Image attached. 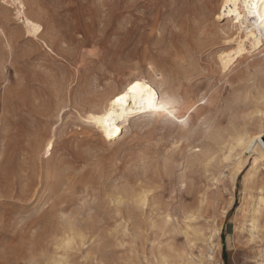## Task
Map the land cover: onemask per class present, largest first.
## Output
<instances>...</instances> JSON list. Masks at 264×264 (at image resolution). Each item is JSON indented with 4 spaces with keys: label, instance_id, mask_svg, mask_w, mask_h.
<instances>
[{
    "label": "rangeland",
    "instance_id": "374dc122",
    "mask_svg": "<svg viewBox=\"0 0 264 264\" xmlns=\"http://www.w3.org/2000/svg\"><path fill=\"white\" fill-rule=\"evenodd\" d=\"M21 1L43 37L27 41L16 7L0 0V264H53L62 255L67 264H125L148 252L153 237L186 252L171 264H193L190 253H201L204 264H264V205L256 237L249 235V211L264 197V168L243 181L247 165L233 186L213 180L233 161L218 165L226 152L214 135L263 130V55L220 71L214 52L228 19L200 16L207 0ZM150 57L189 74L176 81L189 98L205 96L191 121L194 136L178 143L169 124L136 126L133 119L118 139L101 143L80 121L94 92L107 79L144 76L147 69L134 64ZM198 150H210L214 163L194 162L189 156ZM167 212L179 229L187 224L204 238L187 244L179 232L152 236L148 219ZM78 234L84 247L61 246L63 235L77 242ZM210 235L213 249L203 242Z\"/></svg>",
    "mask_w": 264,
    "mask_h": 264
},
{
    "label": "bare ground",
    "instance_id": "6f19581e",
    "mask_svg": "<svg viewBox=\"0 0 264 264\" xmlns=\"http://www.w3.org/2000/svg\"><path fill=\"white\" fill-rule=\"evenodd\" d=\"M2 2H5L6 4L10 3V5L16 7V19L18 24H20L19 26L22 25L25 31L26 38L28 39L27 41L32 42L33 40L32 38H34V40H39V41L42 39L43 37L42 26L34 22V20L30 19L26 15L25 6L21 0H2ZM208 14L215 15L216 16L215 19L216 18L228 19V23L226 26L227 31H223V34L220 39V43L218 42L219 46L214 52L216 65L220 71H228L233 64L239 61V59H244L248 55L251 57L252 55L258 56L262 54L264 57V0H207L204 3L203 11L200 14V16L205 18L206 16H208ZM159 17L160 16H158V18ZM195 36L197 37V34ZM214 44L215 43L211 45ZM134 66L138 68L145 67L147 69L146 74L144 76H140L135 79H131L127 77L121 82H118L119 81L118 78L116 79L113 78L109 80L105 79L107 85L105 84L104 85L106 87H102L101 91L94 92L95 95L93 97L94 98L93 108L88 112L84 113V116L81 118L80 121L86 126L95 130L98 134V140L103 144H109L110 142L118 139L119 136L129 128L130 122L133 119H136V122H133V124H135L136 126L138 124V126H153V127L158 126L160 128H163L165 127L166 124H169L171 128L175 130V135H176L175 139L177 140V141L175 140L176 142L178 143L190 142L196 130L191 125V121L194 115H196L197 112H199L200 107L205 105V103L199 104L205 99V96H201L199 100H193L188 97V94H186V92L182 91L181 87H179L180 85L176 84L178 76L187 77V75L189 74L187 72H184L183 74L180 73L177 74L173 70L167 68L166 66H162L161 61H157L153 57H150L148 59L144 58L139 62L137 61L135 62ZM129 75L130 74H127L126 76ZM206 123L207 122H205V120L200 121V124L202 125ZM262 128H263L262 131H258L254 133L248 132L246 130H239L238 128V130H234L233 133L225 137H223L220 133L214 135L216 136V143L219 144V146H221L222 149L226 152V153H222V155L219 156L218 165L223 164L225 162H229L233 159V161L229 166L222 167L223 169L226 168L229 169L228 174L225 175V173L222 170H219V168L218 170H216V172L213 173V175L215 174L218 175L217 178L213 176L214 177L213 180H215L216 183H219L221 179H226L233 186L236 179L243 173L247 165L249 169L247 173L243 176V181H246L247 179L250 178L257 179V177L262 174L260 170L264 168V124H262ZM48 144L49 143H47L46 145ZM190 151H192V149H190L189 152ZM219 151L216 150V152ZM195 152L196 153L190 154L189 156L192 157L194 162L204 163L206 166L209 163L212 162L214 163V159L216 157L213 156V153H211L210 150L203 152L201 150H198ZM221 152L223 151L221 150ZM45 184L46 183H44V185ZM135 193L137 194L138 191ZM133 195L135 196V194ZM46 197L48 198V196ZM136 200H135L136 203H140V204L144 203V200L141 199L140 200L138 199L139 201ZM262 205H264V197L261 194V196L257 198V206L252 207L250 211L248 210L251 216L249 221L250 222L249 235L251 239H254L257 234V229L259 227L258 226L259 224L256 222L258 219L256 220L255 216L260 213V208ZM191 215L193 214L191 213ZM190 218H191L190 216H187L183 219H185L186 221ZM148 222L149 223L147 230L151 232L152 236H155L156 234L164 236L167 234H173L179 232L183 235L184 240L187 242V244L193 242L192 240L189 239V237L194 238V241L204 238V235L202 234L201 230L195 229L192 230V232L190 233L188 231L190 227L187 224L183 226L184 228L179 229V225L177 221L168 212L164 213L162 216H159V218L156 220H153V217L149 218ZM68 224L70 225V223ZM216 229L213 228L211 230V234L213 235V238L218 235V231ZM67 230L68 232L71 231V229H67ZM212 235H210V237H207L205 241H203L206 242V245L208 246L209 249H213L214 246L216 245L213 244L212 241L213 238L211 237ZM77 237L79 240L76 242L74 241L73 236L63 235L61 239L59 238L60 244L61 246L63 245L64 248L74 249L75 251H78L79 247L80 248L84 247V243H83L84 238L80 234H78ZM91 239L92 238L90 237V240ZM152 239L153 240H149L150 248L148 252L136 253L134 256L127 258V262L125 264H171L172 262L170 261V259H175L177 261L183 259V255L186 253L185 251L179 250L172 244H169L164 247L162 246L163 244L162 242L157 241L156 238L154 237ZM155 242L156 245L154 246ZM122 244H124V242L120 243V245ZM90 254L93 255L91 251L86 252V255L89 256ZM141 255L143 257H141ZM188 256H189L188 261L190 263L204 264V261L201 259V253L198 258L194 257L192 253H190ZM208 259L212 260L213 257L208 256ZM66 260H67V255H62L58 260H51V261H53V264H67ZM181 264H185V262Z\"/></svg>",
    "mask_w": 264,
    "mask_h": 264
},
{
    "label": "snow or ice",
    "instance_id": "6c2138e0",
    "mask_svg": "<svg viewBox=\"0 0 264 264\" xmlns=\"http://www.w3.org/2000/svg\"><path fill=\"white\" fill-rule=\"evenodd\" d=\"M135 87V86H134Z\"/></svg>",
    "mask_w": 264,
    "mask_h": 264
}]
</instances>
